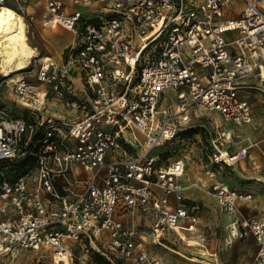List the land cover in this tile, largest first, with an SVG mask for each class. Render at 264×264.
Here are the masks:
<instances>
[{
	"label": "built area",
	"instance_id": "2783aa9c",
	"mask_svg": "<svg viewBox=\"0 0 264 264\" xmlns=\"http://www.w3.org/2000/svg\"><path fill=\"white\" fill-rule=\"evenodd\" d=\"M43 2L42 26L74 39L59 59L33 58L35 82L10 78L27 116L0 107V264L43 247L53 264L74 263L86 248L105 264H167L148 237L200 243L201 205L186 195L185 158L162 163L155 150L191 128L195 107L224 122L252 120L247 94L264 92V0ZM168 90L175 104L164 102ZM51 103L62 112H49ZM201 126L214 163L249 157L246 147L229 149L233 132L222 122ZM211 190L231 215L229 242L253 235L250 264H264V217L241 211L253 193L219 181Z\"/></svg>",
	"mask_w": 264,
	"mask_h": 264
},
{
	"label": "rangeland",
	"instance_id": "374dc122",
	"mask_svg": "<svg viewBox=\"0 0 264 264\" xmlns=\"http://www.w3.org/2000/svg\"><path fill=\"white\" fill-rule=\"evenodd\" d=\"M35 1L7 0L6 5L23 16L34 12L35 20L29 22L28 34L30 43L39 49L37 56L39 60V56L52 54L55 43L50 40H53L55 36L44 33L50 31L49 28L42 26L40 20L45 12V3L40 0L39 7V2ZM240 6L241 3H237L233 12L236 13ZM75 8L84 7L76 5ZM86 10L88 11V9ZM89 11L93 10L89 9ZM32 67L30 65L9 76L0 72V107L7 109L12 114L27 116V107L13 92V83L10 78L25 74L28 79L35 82ZM247 96L253 107V116L249 123L224 122L217 112L203 107H195L191 114V128L183 130L179 139L155 150L157 154H161L162 163L177 157L185 158L187 169L183 180L189 185L186 195L192 201L198 200L201 205L199 229L204 234V240L200 242V246L188 245L175 237L171 239V243L166 241V246H164L153 243L148 237L147 243L152 247V251L162 256L167 264H213L210 262L211 258L215 257L212 256L213 253L217 254L220 264H249L255 253L256 244L252 235L236 238L231 243L229 242L228 223L231 215L220 210L216 198L211 193V185L215 181L238 183L242 189L253 193L252 200L241 206L242 213L264 217V92L251 89ZM164 98L166 103H176L175 92L171 90L165 92ZM47 107L48 111L53 113L54 110H58L62 106L51 103ZM214 119L222 122L226 128L233 132L229 149L236 150L246 147L250 154L248 158L232 166L216 164L212 161V146L207 138L206 129L201 125L205 124L211 127ZM211 172H214L215 175L211 176ZM195 182L199 186H190ZM134 221L139 223L140 220L136 216L128 217V225ZM142 228L146 230L145 227ZM78 254V259H75L71 264H94V262L99 264L96 261L98 254L90 248L82 249ZM17 256L16 264H53L52 253L45 247L37 250H22L18 252Z\"/></svg>",
	"mask_w": 264,
	"mask_h": 264
},
{
	"label": "bare ground",
	"instance_id": "6f19581e",
	"mask_svg": "<svg viewBox=\"0 0 264 264\" xmlns=\"http://www.w3.org/2000/svg\"><path fill=\"white\" fill-rule=\"evenodd\" d=\"M38 54V47L30 43L24 16L12 7L2 5L0 7V72L9 75L27 68ZM135 137L142 141L140 135L135 134ZM189 245L200 246L201 243L190 241Z\"/></svg>",
	"mask_w": 264,
	"mask_h": 264
},
{
	"label": "crops",
	"instance_id": "0c3cea01",
	"mask_svg": "<svg viewBox=\"0 0 264 264\" xmlns=\"http://www.w3.org/2000/svg\"><path fill=\"white\" fill-rule=\"evenodd\" d=\"M200 1H202V0H200ZM44 33L46 35L55 36V38L53 40H50V41H53L55 43V48H54V51L52 52V54L49 55L51 57H54L55 59H59V57H61V54L63 53L64 49L68 45H70L73 42V39H74V34L72 33V31L67 30L64 27H57L55 29H50L49 32H47V33L44 32ZM56 39H58V40H56ZM62 109H63L62 107H59V109L58 110H54L53 113L62 112ZM249 156H250V154H249ZM247 202H249V201H247ZM247 202H243L242 205H244ZM199 222H200V218H199ZM248 235H251V234H248ZM248 235H246V236H248ZM254 240H255V238H254ZM200 242H202V241H200ZM255 244H256V241H255ZM256 250H257V244H256L255 253H256ZM255 253L253 254V257L255 255ZM213 254L214 255H212V256H215V257L211 258V261H210L211 263H213L214 261H218L219 260L218 257H217V254L216 253H213ZM253 257H252L251 261L253 260ZM251 261H250V263H251ZM239 264H242V263H239Z\"/></svg>",
	"mask_w": 264,
	"mask_h": 264
},
{
	"label": "trees",
	"instance_id": "16d2710c",
	"mask_svg": "<svg viewBox=\"0 0 264 264\" xmlns=\"http://www.w3.org/2000/svg\"><path fill=\"white\" fill-rule=\"evenodd\" d=\"M96 261H98L99 264H105L104 260L99 256V254L96 256Z\"/></svg>",
	"mask_w": 264,
	"mask_h": 264
}]
</instances>
